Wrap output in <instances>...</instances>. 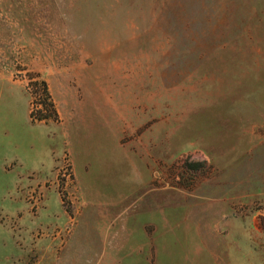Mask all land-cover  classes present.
<instances>
[{
    "label": "rangeland",
    "instance_id": "obj_1",
    "mask_svg": "<svg viewBox=\"0 0 264 264\" xmlns=\"http://www.w3.org/2000/svg\"><path fill=\"white\" fill-rule=\"evenodd\" d=\"M0 264H264V0H0Z\"/></svg>",
    "mask_w": 264,
    "mask_h": 264
},
{
    "label": "trees",
    "instance_id": "obj_2",
    "mask_svg": "<svg viewBox=\"0 0 264 264\" xmlns=\"http://www.w3.org/2000/svg\"><path fill=\"white\" fill-rule=\"evenodd\" d=\"M43 94L45 95L46 97V90H45V87H43V90H42ZM46 103H44L45 105ZM49 112H50V115L51 116H48V117H45V116H41V112L39 111H36V110H32L29 114V118L32 122H43L45 124L47 123H50V122H53V123H57L58 122V117H57V114L56 112L53 110V106L52 105H48L46 104L45 106Z\"/></svg>",
    "mask_w": 264,
    "mask_h": 264
}]
</instances>
